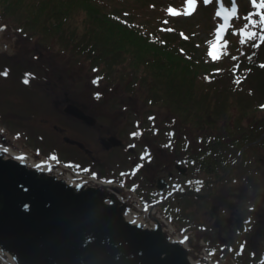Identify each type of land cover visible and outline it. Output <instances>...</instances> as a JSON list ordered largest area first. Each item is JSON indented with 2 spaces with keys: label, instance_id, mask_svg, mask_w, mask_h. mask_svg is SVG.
Instances as JSON below:
<instances>
[{
  "label": "rangeland",
  "instance_id": "1",
  "mask_svg": "<svg viewBox=\"0 0 264 264\" xmlns=\"http://www.w3.org/2000/svg\"><path fill=\"white\" fill-rule=\"evenodd\" d=\"M105 2L107 7L117 10L116 14L124 21L131 22L137 32L139 30L148 38H161L159 41L177 58L181 56L200 64L207 58L210 60L209 65H213L212 61H220L221 54L227 52L224 38L232 35L235 22V26L240 25L241 6L247 3L245 0H210L205 4L204 0H196L195 5L189 8L187 0ZM75 20L81 21L82 17L78 16ZM7 24L16 31V39L9 49L11 51L0 53L5 54L0 55V125L11 136L18 138V143L25 151L31 152L34 159L49 158L77 172L91 171L102 180L110 181L117 177L115 182L137 187L139 194L146 197L148 202L164 201L157 192V180L160 178L171 183L166 193H172L177 188L188 191V182L201 169L197 165L199 163L189 165V176L185 177L179 173L178 167L175 168L174 159L183 160L188 154L185 148L188 147L187 136L193 139L188 145L193 147L189 148L194 153L204 129L178 128L181 117H175V140L169 131L162 132L157 138L158 133L149 128L155 126L158 131L163 130L166 122L173 118L172 112L180 113L175 106L180 105L178 100L169 103L164 98H157L161 94L160 88L156 90L157 93L154 92L151 88L154 86L153 81L141 78L147 74L142 72L145 71L143 68L132 71V58L118 61L112 68L98 63L101 66L99 68L86 54L79 53V50L71 46L69 52L63 51L65 49L57 44L47 45L40 35H33L31 30L20 34L14 26ZM214 47L217 52L215 57ZM246 67L243 64L239 73L240 77L245 76L243 71L249 76H245L237 86L238 89H244L238 90V97L245 98L247 91L252 92L256 96L247 101L256 99L252 104L257 105L259 99L264 100L263 91L261 93L258 89L264 82V73H254L244 69ZM135 71L138 72L137 77ZM232 84L229 83V86L234 89ZM220 88L213 90L211 100L212 108L218 105L216 110L219 113L224 110V104L220 103L223 94ZM68 98L70 101L66 102ZM71 104L89 111L95 119V126L89 127L65 116V110ZM196 106V103H192L188 108L194 110ZM233 111L238 113L237 110ZM199 115L196 113L201 121L208 117L206 114L203 117ZM256 117L263 119V114L258 113ZM248 118L245 123L256 129L252 117ZM107 134L110 146H118L111 140L117 137L123 141L124 146L107 151L101 142V138L107 137ZM65 136L82 141L96 158L91 159L89 153L67 143ZM180 138L184 140L183 145ZM168 139L174 142L179 139V143L170 145ZM146 148H149L151 154L149 160L145 157ZM239 150L227 149L226 159L231 161L237 155L239 157ZM260 152L258 147L249 148L244 154L243 163L240 161L234 168L229 166L226 170L228 177L218 185H213L212 197H171L172 204L167 205L176 211V216L180 214L183 220L199 224V233L208 243L210 251L219 252L222 258L231 257L236 260L238 256V262L243 264H264V171L259 166L260 158L263 157ZM134 162L138 165L132 167ZM170 173H173V178ZM203 175L200 172L198 177ZM200 193L208 194L207 188ZM217 206L225 208V214L221 218L211 219L210 214L216 215L217 210L215 212L213 209ZM234 209L247 221L246 231L239 235L238 231L237 234L233 233L226 223V218L230 217ZM217 221H224L223 228L216 225ZM177 224L179 228L182 227L179 221ZM172 226L176 228L175 223ZM186 233L197 235L196 230L188 231L182 227L180 234Z\"/></svg>",
  "mask_w": 264,
  "mask_h": 264
},
{
  "label": "water",
  "instance_id": "2",
  "mask_svg": "<svg viewBox=\"0 0 264 264\" xmlns=\"http://www.w3.org/2000/svg\"><path fill=\"white\" fill-rule=\"evenodd\" d=\"M15 33L0 19V53L14 45ZM66 112L95 123L74 105ZM111 140L122 144L119 138ZM166 186L161 179V190ZM185 194L191 193L180 195ZM169 199L144 207L135 189L34 159L0 126L3 264H235L231 259L212 261L200 234L181 237L161 215ZM237 221L244 232L243 219Z\"/></svg>",
  "mask_w": 264,
  "mask_h": 264
},
{
  "label": "trees",
  "instance_id": "3",
  "mask_svg": "<svg viewBox=\"0 0 264 264\" xmlns=\"http://www.w3.org/2000/svg\"><path fill=\"white\" fill-rule=\"evenodd\" d=\"M245 1L247 3H242L241 7L240 25H234L232 35L226 39L228 50L221 54L220 61H212L213 65H209L207 58L201 64L181 56L177 58L159 41L161 38H148L139 30L137 32L131 22L124 21L116 14L117 10L107 7L105 0H0V18L14 26L20 34L33 31V35H40L49 46L54 43L65 49L63 51L69 52L70 46L79 50L99 68L98 63L112 68L116 62L132 58V71L143 68L145 71L142 72L147 74L141 78L153 81L151 88L154 92L157 93L156 90L160 88L161 94L157 98H164L169 103L174 100L180 102L181 106L175 105L180 113H172L177 118L181 117V129H204L201 135L207 146L193 153L187 145L186 157L203 165L201 169L204 174L209 161L211 176L215 179L238 159L237 155L228 161L225 157L227 149L240 148V153L246 144L257 140L259 143L250 148L258 147L261 150L263 157L259 166L264 171V100L259 99V104H252L256 99L251 102L247 100L256 95L248 91L245 98H239L238 90L244 89L237 87L245 76H249L244 71L245 76H239L243 64L247 66L244 69L264 73V8L258 7L264 0ZM78 16L82 17L81 21L75 20ZM134 74L138 76L137 71ZM231 82L236 86L232 84L234 89L229 86ZM219 87L223 91L220 103L224 104V110L221 113L216 110L218 105L215 108L211 106L212 92ZM258 89L264 94V82ZM192 103L197 104L194 110L188 108ZM196 113L200 117L203 114L208 117L201 121ZM258 113L263 114V119H256ZM248 117H252L256 129L245 123ZM183 141L181 139V144ZM248 149L242 154V163ZM259 176L263 177L261 174ZM165 214L178 228L179 221L185 230L199 229L198 224L183 220L180 214L176 216L173 209L166 208ZM0 264L3 263L0 261Z\"/></svg>",
  "mask_w": 264,
  "mask_h": 264
},
{
  "label": "flooded vegetation",
  "instance_id": "4",
  "mask_svg": "<svg viewBox=\"0 0 264 264\" xmlns=\"http://www.w3.org/2000/svg\"><path fill=\"white\" fill-rule=\"evenodd\" d=\"M69 97V96H68ZM72 100V99H71ZM70 101V99L68 98L67 100H66V102H69ZM81 110H83L82 108H81ZM84 112H85V114H87L88 116H90L91 117V113L89 112V111H85V110H83ZM171 114V113H170ZM173 114V113H172ZM171 114V115H172ZM65 116H67L68 118H70V119H75V120H78V121H80V122H82L83 124H85L86 126H88L86 123H85V121H82V120H79V119H77V118H75L74 116H72V115H69V114H64ZM177 118V117H176ZM176 118H175V114H173V118H170L169 119V121L168 122H166V128L164 127V129L163 130H161L160 129V131H158L156 128H155V126H149V128H152L155 132H157L158 134L156 135V136H158L157 138H159V135L163 132H165V131H169L170 132V134H171V137L173 138V140H175V138H176V135H177V126H175V123H176ZM178 119V118H177ZM179 124H180V122H179ZM95 126V125H94ZM89 127H91V126H89ZM178 128H180V125H179V127ZM60 130H63L62 128L60 129ZM107 137H103V138H101V142L102 143H104L103 145L107 148V151H109V152H111L113 149H118V148H120V147H123L124 145H122V146H114V147H112V146H110L111 144V142H110V140H109V134H107L106 135ZM185 137H186V134H185ZM187 138V145H188V143H190V142H193V139H191V138H188V136L186 137ZM66 139H67V136H66ZM169 143H170V145H173L174 143L175 144H178L179 143V139H178V141L177 142H174V141H172V139H168L167 140ZM70 145H74V146H78L79 147V149L81 150V151H84L85 153H89L90 154V150L85 146V144H83V145H78V141L76 142V139H73V138H71V139H69V141H67ZM180 143H181V138H180ZM100 144V143H99ZM148 144V143H147ZM149 145V144H148ZM190 145V144H189ZM188 145V146H189ZM197 145V147H196V149L197 148H202L203 147V143H199V144H196ZM189 147H192V146H189ZM150 148V147H149ZM149 148H146L147 150H146V155H145V157H147L148 158V160H149V157L151 156V154H150V151L148 150ZM193 148V147H192ZM91 155V159L93 158V159H95L96 157L95 156H93L92 154H90ZM178 156H179V154H177ZM184 160H186V161H188L187 159H186V157H184L183 158ZM182 159H179V158H176V159H174V162H176V165H175V168H177V165L179 164V163H182V161H181ZM185 161V162H186ZM208 163H206V165H207V167H208V169H207V174L206 175H203L202 177H198V174H199V171H197L195 174H194V177H193V181H191V183H190V185H189V189L190 188H192V189H194V190H196L198 193H200L204 188H207V190H208V194H205L206 195V197L205 198H201V199H207V198H210V197H212L213 195L212 194H214V192H213V187L215 186L214 185V179L212 178V176H211V174H212V172H211V170H210V168H211V164H209V161H207ZM140 163V160L138 161V164ZM138 164H136V162H134L133 164H132V167H135L136 165H138ZM197 164V162L196 161H188V165L187 166H189V165H192V166H195ZM182 165H183V163H182ZM197 165H199V167L200 168H203V165H200V163L199 164H197ZM147 167L148 166H146V169H147ZM145 169V170H146ZM178 169V168H177ZM178 171H179V173L181 174V171L178 169ZM138 172H136L135 174H137ZM170 176L173 178V173H170ZM171 179V178H170ZM171 184V183H170ZM214 185V186H213ZM157 188H158V180H157ZM160 193V192H159ZM195 199H200V198H198L197 197V194H195L194 196H193ZM214 211L215 210H217V212H216V215L214 214V213H212V214H210V217H211V219H215L216 217H219V218H221L224 214H225V208H223L222 206H217V207H215V209H213ZM213 211V212H214ZM233 212H231V214H230V217H227L226 218V223H228V227L233 231V233H236L238 230H237V226H236V220H237V217L238 216H240L241 214H240V212L237 210V209H234V210H232ZM221 220V219H220ZM225 220V219H224ZM216 225L217 226H220V229H221V227L223 228V225H224V221L223 222H221V221H217L216 222ZM226 230V228L224 229V231Z\"/></svg>",
  "mask_w": 264,
  "mask_h": 264
},
{
  "label": "snow or ice",
  "instance_id": "5",
  "mask_svg": "<svg viewBox=\"0 0 264 264\" xmlns=\"http://www.w3.org/2000/svg\"><path fill=\"white\" fill-rule=\"evenodd\" d=\"M210 2V0H204V3L205 4H207V3H209ZM187 3H188V5H189V8H191V7H193L194 5H195V3H196V0H187ZM258 7H260V8H264V2H262L261 4H259L258 5ZM127 15V14H126ZM225 18H227V16H225ZM221 31H223V29H221ZM217 55V52H216V50H215V47H214V50H213V56L215 57ZM5 75H6V73H5ZM30 75V74H29ZM95 82V81H94ZM25 83H27V80H25ZM262 107H264V106H262Z\"/></svg>",
  "mask_w": 264,
  "mask_h": 264
}]
</instances>
